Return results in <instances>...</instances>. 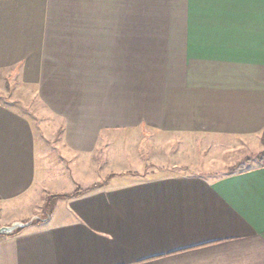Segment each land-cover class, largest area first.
Listing matches in <instances>:
<instances>
[{
	"label": "crops",
	"instance_id": "1",
	"mask_svg": "<svg viewBox=\"0 0 264 264\" xmlns=\"http://www.w3.org/2000/svg\"><path fill=\"white\" fill-rule=\"evenodd\" d=\"M4 73L36 93L80 169L104 171L114 137L137 129L264 150V0H0ZM48 166L37 174L33 122L0 98V209L32 192L55 203L0 236V264H264V165L126 170L90 190L97 173L79 196Z\"/></svg>",
	"mask_w": 264,
	"mask_h": 264
},
{
	"label": "rangeland",
	"instance_id": "2",
	"mask_svg": "<svg viewBox=\"0 0 264 264\" xmlns=\"http://www.w3.org/2000/svg\"><path fill=\"white\" fill-rule=\"evenodd\" d=\"M9 78L6 73L0 74V98L5 102H12L15 107L24 112L33 122L35 130L37 174H45L48 164L49 177L58 180L72 179L81 182L77 190H86L82 184L85 178L95 177V184L90 190L98 189L101 186L113 184L111 177L118 172L132 170L135 177H151L166 174H200L213 179L229 174L239 163H245L249 167L258 166L256 157L259 151L244 150L242 147H220L211 143L208 138L202 137H178L161 135L151 130H132L121 136L114 137L113 149H107L103 153V160L107 166L104 171L94 170L92 167L80 169L77 163L67 159L61 161L60 137L54 135L57 122L49 115L45 106L36 93L19 82ZM60 139V140H59ZM215 142L227 144L223 139H214ZM100 155V154H99ZM102 157V155H100ZM99 160L101 158L99 157ZM119 161V162H117ZM83 168V167H82ZM43 169V170H42ZM130 173V172H129ZM52 175V176H51ZM88 175V177H85ZM44 176V175H43ZM108 176V177H107ZM108 180H106L107 178ZM83 180V181H82ZM93 180V179H92ZM110 182V183H109ZM126 178L116 181L125 183ZM82 186V187H81ZM33 193V192H32ZM25 195L17 204L11 207L0 209V226L11 225L14 218L16 222H28L35 216L48 214L55 206L51 203L52 195L42 203L39 195L34 193ZM40 207L42 213L34 216L29 212ZM30 210V211H29ZM45 218V217H44ZM14 223V222H13ZM43 221L36 220L33 225H42ZM26 229V228H23Z\"/></svg>",
	"mask_w": 264,
	"mask_h": 264
},
{
	"label": "trees",
	"instance_id": "3",
	"mask_svg": "<svg viewBox=\"0 0 264 264\" xmlns=\"http://www.w3.org/2000/svg\"><path fill=\"white\" fill-rule=\"evenodd\" d=\"M6 104H8V105H10L12 107H15V105H13L12 102H10V101L9 102L7 101ZM15 108H17V107H15ZM262 139H263V142H264V134H263ZM256 160H257V162L259 164L258 166H263L264 165V150L258 153V155L256 157ZM253 168H255V167H249L245 163H239V164L236 165V167L229 174L242 173V172L251 170ZM88 190L89 189H86V190H77V191H75V193L73 194V196H79V195L87 192ZM21 230H23V229H19L15 234L19 233ZM15 234H13V235H15Z\"/></svg>",
	"mask_w": 264,
	"mask_h": 264
},
{
	"label": "water",
	"instance_id": "4",
	"mask_svg": "<svg viewBox=\"0 0 264 264\" xmlns=\"http://www.w3.org/2000/svg\"><path fill=\"white\" fill-rule=\"evenodd\" d=\"M43 219L42 216H35L28 222H14L11 225L0 226V236H10L15 234L19 229L31 226L36 220Z\"/></svg>",
	"mask_w": 264,
	"mask_h": 264
}]
</instances>
